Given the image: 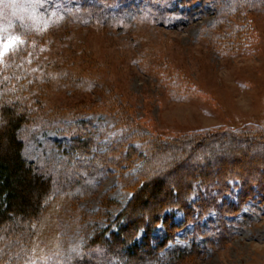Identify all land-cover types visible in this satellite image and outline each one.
<instances>
[{
    "label": "rangeland",
    "instance_id": "374dc122",
    "mask_svg": "<svg viewBox=\"0 0 264 264\" xmlns=\"http://www.w3.org/2000/svg\"><path fill=\"white\" fill-rule=\"evenodd\" d=\"M83 2L91 0H0V38H19L0 65L17 48L30 52L27 61L33 62L38 56L47 63L44 79L48 83L45 89L34 92L41 96L43 115L26 126L23 139L26 156L55 183L71 179L67 173L76 159L70 147L72 136L66 131L67 118L73 113L67 111L73 109L89 112L83 118L91 120L96 132L92 155L120 140L124 145H134L137 154L143 147L140 139L117 127L103 111L123 114L143 133L160 141L197 132H264V0H207L192 5L170 0L173 16L166 19L143 11L144 0H126L133 2V7L94 14L92 19L90 14L95 11L81 8ZM117 6L112 7L116 10ZM22 33L30 36H18ZM57 54L66 55V59ZM52 63L63 71H55ZM210 135L205 141L207 148L198 151L203 154L201 159L219 158L218 154H211V148L221 152V156L237 148L236 157L226 156L227 162L240 166L245 175L249 171L248 177L255 174L251 176L253 182L264 181V172L257 171L264 164V146H247ZM256 149L259 158L254 156ZM167 150L164 153L168 154ZM241 156L247 158L242 160ZM137 166L139 163L125 167L123 173L136 177ZM192 166H203L199 156L183 165ZM210 169V178L220 179L218 167L211 165ZM121 172L111 163L96 188L73 202L76 209L91 214L107 210L103 219L89 217V229H106L108 233L117 229V215L132 197V191L120 179ZM249 189L239 196V187H234L218 197L219 204L202 208L194 188L187 215L184 210L175 211L168 218L178 226L161 247V262L264 264V187ZM69 201L55 199L42 217L34 239L43 250L41 259L48 257L43 255L45 248L51 252L65 242L66 259L52 254V261L47 264H68L69 254L82 258L80 263L125 264L118 257H103L98 244L85 246L68 217L63 221L56 218ZM166 235L162 222L154 237L161 242ZM143 237L141 230L137 241Z\"/></svg>",
    "mask_w": 264,
    "mask_h": 264
},
{
    "label": "trees",
    "instance_id": "16d2710c",
    "mask_svg": "<svg viewBox=\"0 0 264 264\" xmlns=\"http://www.w3.org/2000/svg\"><path fill=\"white\" fill-rule=\"evenodd\" d=\"M112 1L91 0V2H83L81 8L93 9L95 12L90 15L94 19V14L115 13L133 7V2ZM144 1L141 2L143 11L164 19L173 16L171 15L173 10L168 4L170 0ZM180 1L192 5L196 1L203 3L207 0ZM114 4L119 5L116 10L112 7ZM18 36L30 35L22 33ZM28 55L30 52L26 54L25 50L17 48V51L0 65L2 66L0 68V264H47L49 260L52 261V254H60L59 258L66 259V256H63L65 242L51 252L45 248L46 253L43 255L47 254L48 257L44 259H41L43 256L40 255L43 250L34 242L42 217L48 212L53 201L59 197L68 198L70 201L61 208L56 218L63 221L68 217L69 221L73 222L75 233L78 231L85 241V246L98 244L105 254L103 257L108 259L111 256L118 257L125 264H163L159 252L162 245L172 238L178 226L175 221L168 218L174 216L175 211L184 210L186 214V210L187 212L190 210L188 207L195 192L194 188H197L196 191L200 195L197 201L201 203L202 208H207L211 206L210 204L216 202L219 204L218 197L231 192L234 187H239V196L254 186L264 187V181L253 182L251 176L255 174L248 177L246 175L249 171H246L245 175L240 166L227 162V157H236L239 151L237 148L230 149L226 153L227 157L221 156L222 153L214 151L213 148H208L211 154H218L219 158L211 156L200 158L203 154H198V151L207 148L205 141L211 133L197 132L190 136L160 141L154 135L143 133L138 125L130 122L121 113L116 115L103 111L117 127H123L126 132L131 131L132 136L140 139L143 151L137 154L134 145L129 144L130 142L124 145L120 140L112 142L105 151H95L92 155V148L97 144L96 132L91 128V120L83 118L89 112L87 110L76 112L74 109L67 111L73 112L72 116L64 117H69L66 131L72 136L70 147L76 158L71 171L67 173L71 174V179L66 178L61 183H55L52 176L36 167L25 154L23 137L26 126L43 115L41 96L38 97L34 92L40 91L41 87L45 89L44 86L48 83L44 79L47 66L44 58L34 56L35 59L31 62L26 59ZM46 56L47 52H44V57ZM57 56L60 58L64 56L66 59V55L57 54ZM53 67L55 71L56 69L63 71L57 64L52 63ZM210 136L222 140L230 138L247 146L256 144L257 148L264 146V132L261 131L247 129L244 132L240 130L236 132L235 130V132L212 133ZM166 149L168 154L164 153ZM253 153L259 158L257 149ZM161 154L162 158L159 159L158 156ZM198 156L203 162L202 167H183L185 163L198 159ZM241 157L242 160L247 158ZM111 163H115V166L122 171L120 179H123L125 187L130 188L132 197L117 215V229L108 233L106 229H89L88 225L89 217L103 219L107 217V210H98L91 214L76 209L73 202L96 188V182L104 178L103 174ZM135 163H139L136 177L123 173V168L133 167ZM211 165L218 167L219 173H217L221 180L218 176L210 178L213 175ZM249 165L252 166L253 163ZM250 166H247L248 169L253 167ZM257 171L263 173L264 164L259 165ZM224 172L228 173V177L224 176ZM170 178L173 179L169 181ZM228 178L236 179L238 182L234 184ZM249 193L251 194L252 191ZM74 209H76L75 213ZM186 221H189V218H186ZM162 222L165 223L167 235L163 241L157 242L154 233ZM141 230L144 231V237L139 242L137 235ZM62 238L66 239L64 235ZM67 260L68 264L88 263L87 261L80 263L83 259L71 254L68 255ZM89 264L100 263L90 261Z\"/></svg>",
    "mask_w": 264,
    "mask_h": 264
},
{
    "label": "snow or ice",
    "instance_id": "6c2138e0",
    "mask_svg": "<svg viewBox=\"0 0 264 264\" xmlns=\"http://www.w3.org/2000/svg\"><path fill=\"white\" fill-rule=\"evenodd\" d=\"M18 40L19 38H10L8 41H4L3 38H0V60L3 59L4 55L9 51L10 48L17 44Z\"/></svg>",
    "mask_w": 264,
    "mask_h": 264
}]
</instances>
